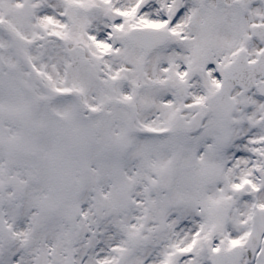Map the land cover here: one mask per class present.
<instances>
[{
  "label": "snow or ice",
  "instance_id": "6c2138e0",
  "mask_svg": "<svg viewBox=\"0 0 264 264\" xmlns=\"http://www.w3.org/2000/svg\"><path fill=\"white\" fill-rule=\"evenodd\" d=\"M0 264H264V0H0Z\"/></svg>",
  "mask_w": 264,
  "mask_h": 264
}]
</instances>
